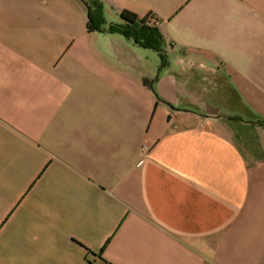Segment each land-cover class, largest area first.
I'll return each instance as SVG.
<instances>
[{"label": "crops", "instance_id": "1", "mask_svg": "<svg viewBox=\"0 0 264 264\" xmlns=\"http://www.w3.org/2000/svg\"><path fill=\"white\" fill-rule=\"evenodd\" d=\"M94 1L0 0V264H264V0Z\"/></svg>", "mask_w": 264, "mask_h": 264}, {"label": "trees", "instance_id": "2", "mask_svg": "<svg viewBox=\"0 0 264 264\" xmlns=\"http://www.w3.org/2000/svg\"><path fill=\"white\" fill-rule=\"evenodd\" d=\"M87 5V25L89 30H101L99 24L104 23L101 20V11L99 4L94 0H83ZM92 5L95 6L92 8ZM106 30L109 32H117L125 37L132 38L140 46L151 48L156 51L163 50V39L158 30L145 23L144 18H139L130 11H122L120 13V22H111L107 25ZM161 55V65L164 64L163 55ZM256 122L264 123V120L257 119Z\"/></svg>", "mask_w": 264, "mask_h": 264}, {"label": "built area", "instance_id": "3", "mask_svg": "<svg viewBox=\"0 0 264 264\" xmlns=\"http://www.w3.org/2000/svg\"><path fill=\"white\" fill-rule=\"evenodd\" d=\"M149 149H150V145H148V144L142 145V152L143 153H147L149 151Z\"/></svg>", "mask_w": 264, "mask_h": 264}]
</instances>
